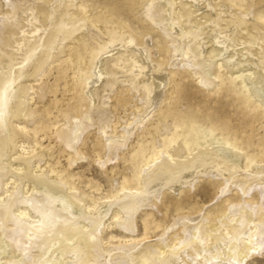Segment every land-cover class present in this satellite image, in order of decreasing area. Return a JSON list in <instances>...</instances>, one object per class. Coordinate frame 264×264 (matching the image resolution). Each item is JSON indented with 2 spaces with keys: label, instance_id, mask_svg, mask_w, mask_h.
<instances>
[{
  "label": "bare ground",
  "instance_id": "1",
  "mask_svg": "<svg viewBox=\"0 0 264 264\" xmlns=\"http://www.w3.org/2000/svg\"><path fill=\"white\" fill-rule=\"evenodd\" d=\"M262 255L264 0H0V264Z\"/></svg>",
  "mask_w": 264,
  "mask_h": 264
},
{
  "label": "rangeland",
  "instance_id": "2",
  "mask_svg": "<svg viewBox=\"0 0 264 264\" xmlns=\"http://www.w3.org/2000/svg\"><path fill=\"white\" fill-rule=\"evenodd\" d=\"M85 175L88 177H96L95 179L99 180L101 183H104V178L101 176L94 167H91L89 171H85ZM197 198L204 200L205 199V193H203L201 190L197 191ZM249 264H264V255L256 257L253 261H250Z\"/></svg>",
  "mask_w": 264,
  "mask_h": 264
}]
</instances>
